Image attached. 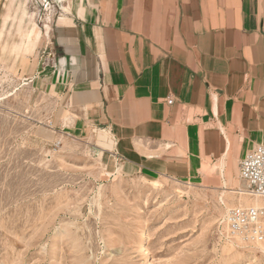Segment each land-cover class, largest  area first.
<instances>
[{"label":"crops","instance_id":"1","mask_svg":"<svg viewBox=\"0 0 264 264\" xmlns=\"http://www.w3.org/2000/svg\"><path fill=\"white\" fill-rule=\"evenodd\" d=\"M59 12L36 79L113 174L216 166L227 186L264 145V0H64Z\"/></svg>","mask_w":264,"mask_h":264},{"label":"rangeland","instance_id":"2","mask_svg":"<svg viewBox=\"0 0 264 264\" xmlns=\"http://www.w3.org/2000/svg\"><path fill=\"white\" fill-rule=\"evenodd\" d=\"M63 2L1 6L0 264H264L261 244L226 236L241 197L223 188L245 185L239 164L227 186L216 166L175 179L113 174L95 134L64 125L36 79Z\"/></svg>","mask_w":264,"mask_h":264},{"label":"built area","instance_id":"3","mask_svg":"<svg viewBox=\"0 0 264 264\" xmlns=\"http://www.w3.org/2000/svg\"><path fill=\"white\" fill-rule=\"evenodd\" d=\"M169 100L168 104H172ZM239 178L246 185L247 195L264 200V145L253 148L239 162ZM224 225L226 236L249 245L264 244V207L230 209Z\"/></svg>","mask_w":264,"mask_h":264},{"label":"bare ground","instance_id":"4","mask_svg":"<svg viewBox=\"0 0 264 264\" xmlns=\"http://www.w3.org/2000/svg\"><path fill=\"white\" fill-rule=\"evenodd\" d=\"M217 169H218L220 175L222 176L221 169L218 168V167H217ZM241 185L237 189L236 188H225L224 187L223 190H225V192L226 191L229 192L230 194L239 195L241 197L240 198L241 202H240L239 206H241V207H249V206L264 207V200L263 199H259V198L252 199V198H250L249 196H247L246 186L245 185L241 186ZM221 201L223 202L222 198H221ZM261 248L264 249V245L263 244H261Z\"/></svg>","mask_w":264,"mask_h":264}]
</instances>
